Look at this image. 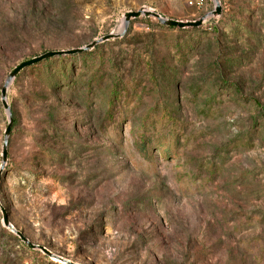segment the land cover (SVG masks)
Wrapping results in <instances>:
<instances>
[{"label":"rangeland","instance_id":"rangeland-1","mask_svg":"<svg viewBox=\"0 0 264 264\" xmlns=\"http://www.w3.org/2000/svg\"><path fill=\"white\" fill-rule=\"evenodd\" d=\"M219 2L191 39L124 20L195 22L214 0H0V25L23 29L0 26V264H264V0ZM108 35L94 61L17 76L3 165L9 75Z\"/></svg>","mask_w":264,"mask_h":264},{"label":"water","instance_id":"water-1","mask_svg":"<svg viewBox=\"0 0 264 264\" xmlns=\"http://www.w3.org/2000/svg\"><path fill=\"white\" fill-rule=\"evenodd\" d=\"M214 2L216 5L215 10L213 12L203 16L200 20L195 21V22H180V21L165 19L161 15H159L158 13H156L152 10L146 9V8H143L137 12H130L126 15L125 20H124V33L128 29L129 24L132 20L137 19V18L142 17V16H145L148 18H153V19L157 20V22L160 25H162L164 27H168V28H175V29H179V30L200 28V27H202V25L206 22V20L208 18L218 17V16L222 15L223 9H222V6H221L219 0H214ZM120 37H121L120 35H118V36L108 35L106 37H103L99 40L94 41L93 43H91L90 45H87L84 48L68 50V51L48 52V53H45L44 55H41V56L36 57L34 59H31L27 62H24V63L20 64L17 68L14 69V71L9 75V77H8L4 87L2 89V92H1L3 107L10 117L9 125L6 129V132H5V143H4L3 155H2L3 165H5L7 163V160H8V140L11 136V131H12V127H13V117H12V113H11V108H10L8 101H7V93H8L9 87L14 82V80L17 78V76L22 71H24L28 68H31L37 64H40L44 61L50 60V59L55 58V57L73 56V55L89 52V51H92L95 47H97L100 44H103L105 42H108L110 40L117 39ZM0 180H1V175H0ZM3 223H4L5 228L10 229L13 233H15V235H17L29 247L38 248L41 251H43L45 254L51 256V254L46 249H44L43 247L34 246L27 238L24 237V235L22 233L15 230V228L11 224L9 217H8V214L5 210H3Z\"/></svg>","mask_w":264,"mask_h":264},{"label":"trees","instance_id":"trees-1","mask_svg":"<svg viewBox=\"0 0 264 264\" xmlns=\"http://www.w3.org/2000/svg\"><path fill=\"white\" fill-rule=\"evenodd\" d=\"M0 26L2 27L1 30L3 32H8V31H14L15 30L16 33L17 32L20 33L23 30L22 28H21V30H19V28H18L19 25L16 26V28H15L14 26H10L8 23H2ZM22 26L26 27L25 24L22 25ZM166 28H168V27H166ZM168 29L169 30L178 31L181 34L190 36L191 39H192V37H196L198 32H199L198 29H186V30H177L175 28H168ZM94 56H95L94 53L91 51V52H85V53H81V54H77V55H73V56H69V57H60V58H57V59L60 61V63H63V64H65V62L67 60L77 61L78 59L83 60L85 63H89L91 61H94ZM57 59H50V60L44 61V62H42L40 64H37V65L31 67V69H38L39 67H47V69H48V67L53 63V61H55ZM99 60H101V59H99ZM92 64H94V63L92 62ZM47 71L48 72H52V69L49 68V70H47ZM70 72H71V70H70ZM52 79H53V82H55L56 78L53 77ZM88 85H90V87H92L93 83H89ZM121 100H122V98H121V95L119 93V90H118V88H116L113 91V93L111 94V96H110V98L108 100L109 105H110L109 117H112V115L114 114V109L116 108V104L120 103ZM162 113H163V116L160 118V120L162 122H168V126L171 125V122L173 121V119L171 118L170 113L167 112L165 108L163 109ZM150 118H152L151 114H148L144 118L145 119L144 127L148 128L149 124H150V126L154 125L153 121L150 122ZM110 120H112V119L110 118ZM142 135L144 136L143 138L146 140L147 136L145 134H142ZM162 151H163L165 157L169 158V157L173 156L172 155V152H173V148L172 147L166 146V147L163 148Z\"/></svg>","mask_w":264,"mask_h":264},{"label":"built area","instance_id":"built-area-1","mask_svg":"<svg viewBox=\"0 0 264 264\" xmlns=\"http://www.w3.org/2000/svg\"><path fill=\"white\" fill-rule=\"evenodd\" d=\"M207 0H188V5L192 8L203 9Z\"/></svg>","mask_w":264,"mask_h":264}]
</instances>
